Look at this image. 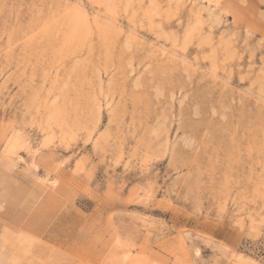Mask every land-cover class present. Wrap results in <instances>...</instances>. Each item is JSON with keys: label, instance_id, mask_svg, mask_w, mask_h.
Returning <instances> with one entry per match:
<instances>
[{"label": "rangeland", "instance_id": "374dc122", "mask_svg": "<svg viewBox=\"0 0 264 264\" xmlns=\"http://www.w3.org/2000/svg\"><path fill=\"white\" fill-rule=\"evenodd\" d=\"M0 264H264V0H0Z\"/></svg>", "mask_w": 264, "mask_h": 264}]
</instances>
